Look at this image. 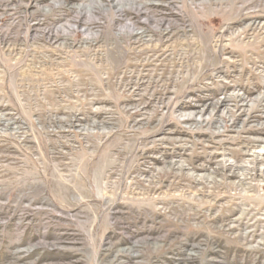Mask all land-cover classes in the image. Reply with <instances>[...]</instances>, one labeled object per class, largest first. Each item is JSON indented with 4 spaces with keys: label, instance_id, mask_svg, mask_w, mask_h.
<instances>
[{
    "label": "rangeland",
    "instance_id": "obj_1",
    "mask_svg": "<svg viewBox=\"0 0 264 264\" xmlns=\"http://www.w3.org/2000/svg\"><path fill=\"white\" fill-rule=\"evenodd\" d=\"M0 264H264V0H0Z\"/></svg>",
    "mask_w": 264,
    "mask_h": 264
}]
</instances>
